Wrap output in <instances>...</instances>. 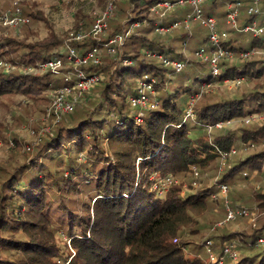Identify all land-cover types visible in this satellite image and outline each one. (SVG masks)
<instances>
[{"label":"trees","instance_id":"obj_1","mask_svg":"<svg viewBox=\"0 0 264 264\" xmlns=\"http://www.w3.org/2000/svg\"><path fill=\"white\" fill-rule=\"evenodd\" d=\"M158 1L118 0L114 29L101 39L89 35L71 41L81 53L96 47L102 50V62L89 63L84 69L102 72L105 78L95 96L62 116L29 163L7 172L0 180V264H218L208 260L207 252V256L190 254L186 248L192 240L183 237L193 216L207 210L215 189L205 185L181 194L176 180L190 175L193 167L203 171L228 157L240 141L253 145L264 141V124L241 131L213 129L221 121L264 111V60L251 57L234 64L225 60L219 77L205 73V63L187 58L175 41L150 36L151 32L165 35L157 31L160 18L151 10ZM229 1L206 0L204 9L214 13L220 3ZM260 5L264 8V0ZM79 12L75 26L83 29L89 16ZM28 15L46 25L47 36L34 42L0 37V59L12 67L8 71L0 67V96L54 90L64 84H55L56 74L71 69L67 47L63 48L67 40L56 34L44 11L35 8ZM254 17L245 14L240 23ZM174 19L162 20V24ZM135 22L140 25L111 55L109 40ZM231 30L251 36L248 43L231 35L223 41L237 54L251 46L264 47V37ZM207 39L208 34L204 41ZM147 51L184 60L191 71L183 73L185 67L176 71ZM55 57L64 58V67L42 70V64ZM20 67H34L36 71H21ZM179 72V79L186 77L190 82L178 79L174 85L171 75ZM145 74L154 82L158 97L155 107L140 109L132 106L128 97L136 94ZM223 78H245L254 86L240 95L194 103L193 115H188L189 102L201 93L202 86ZM108 139L111 150L105 144ZM81 152L85 153L83 162L79 160ZM52 160L58 167L51 166ZM59 166H65L67 172L59 173ZM244 169L264 171V148L241 157L217 183H227ZM166 178L175 181L163 188ZM257 198L264 208V193ZM58 231L68 239L57 236ZM263 235L264 222L251 234L219 233L201 244L206 246L212 239V247L221 255L227 242L237 239L253 247ZM231 264H264V248Z\"/></svg>","mask_w":264,"mask_h":264},{"label":"rangeland","instance_id":"obj_2","mask_svg":"<svg viewBox=\"0 0 264 264\" xmlns=\"http://www.w3.org/2000/svg\"><path fill=\"white\" fill-rule=\"evenodd\" d=\"M14 1L16 0H0V13L10 8ZM19 1L21 2L25 15H28V13L35 8L43 10L53 23L56 34L60 38L67 40L70 33L78 30L75 23L77 22V13H80L79 11L89 16L85 20L87 21V25L83 27V29L89 32L94 22L102 17L107 5L112 2L113 6L116 8V1L118 0ZM208 3L209 2L206 4V8L209 7ZM224 6L223 3H220L217 7L218 9H213L214 13L220 17L221 20L226 18V8ZM183 10L184 8H179L167 12L162 20L167 21L177 18L175 16L181 17L185 13ZM116 15L117 13L112 17L107 16L106 20L108 27L106 31L90 35L98 39L107 35L108 32L114 29L113 23L117 21ZM156 17L157 19L161 18L160 14H156ZM83 24L84 22L82 21L81 25ZM221 28L230 32L231 36L239 37L247 43L251 39V36L248 34L244 35L232 31L228 24L223 23ZM47 32L46 25L42 21L34 18H32L29 23L21 25L17 29L0 23V37H13L23 42L42 40L47 36ZM207 34L208 29L206 27H203L199 23H195L190 30L185 27H179L165 35L151 32L150 36L166 42L175 41L178 50L183 51L187 58L198 59L195 54L196 49L204 42ZM63 48H66V44ZM252 59L264 60V55L257 53ZM242 60L243 59H241L239 55L235 54L233 58L227 59V64L241 63ZM9 64L10 63H8V68L2 65H0V67L8 71L12 68ZM203 67L206 70L205 73L210 71L208 63H205ZM20 69L21 71H25L26 67H20ZM188 71H191L190 66H186L182 72ZM182 72L171 75L174 85L178 84L179 75L181 76ZM65 73L66 72H59L56 74L55 84L61 85L64 83L63 77ZM242 79L241 83H237L238 81L232 78H224L219 79L216 83L204 85L201 88V93L195 96L194 103L197 105L203 104L205 102L215 101L221 97L240 95L241 93L248 92L253 88L254 83L248 79ZM187 80L188 79L185 77V79L181 81L184 82ZM188 81L190 82V80ZM96 88L97 86L91 90L73 95V97H77V104L85 103L95 96ZM53 92L54 90L43 89L32 91L29 96L21 91L5 93L0 96V180L5 177L7 172L12 171L23 163H29L31 159L36 156L44 139L48 138L54 132L58 114L52 105ZM156 96L158 97V94ZM188 99L189 97L183 100L184 104H186ZM252 114L254 113L248 115L253 117ZM248 115L235 117L228 121H221L213 129L215 132H224L225 130L241 131L243 127L264 124V111L254 114L255 118H250L251 121H246ZM105 144L108 149L111 150V140H105ZM263 148L264 141L254 145L246 142L242 143L240 141L236 146L235 152H232L228 157L218 159L203 171L196 170V168L193 167L190 175L186 178L181 177L176 180L177 184H180L182 188L181 194H184L188 190H197L205 185L215 189V193L212 196L213 200L209 202L207 210L200 213V215H198L199 213L195 214L193 216V222L186 226L185 235L183 237L192 240V244L186 248L187 251H190V254L200 253L202 256H207V247L201 243L211 235L229 232L251 234L262 225L264 222V208L259 206L257 195H259V193H264V171L251 173L246 169L238 170L227 183L219 184L217 182L227 169L234 165L241 157ZM84 154L85 153L82 152L79 154V160L82 162L86 160ZM57 159H60L58 155ZM50 162L53 168L58 167L57 161L52 160ZM64 167L65 166H59V173L67 172V168ZM222 184L228 185V190L226 192H222ZM81 197L84 198V196ZM53 198L54 201L58 200L57 197L53 196ZM231 205L245 207L249 213L246 215H237L234 219H227L228 209ZM193 229H197V232L193 233ZM58 235L66 240L68 239L62 231H58L57 236ZM261 237L263 242L261 241L253 247H250V245L245 246L237 242V239H235L233 243L227 242V245H231L233 249H236L240 254L239 258H241L245 254H253L258 252L261 248H264V235ZM213 251L219 259H222V262L216 261L215 263L231 264L236 262V260H233L228 255L223 253L219 255L218 250L214 247Z\"/></svg>","mask_w":264,"mask_h":264},{"label":"built area","instance_id":"obj_3","mask_svg":"<svg viewBox=\"0 0 264 264\" xmlns=\"http://www.w3.org/2000/svg\"><path fill=\"white\" fill-rule=\"evenodd\" d=\"M205 3L206 0H161L154 4L151 10L161 16L157 22V31L162 34L171 32L179 27H185L190 30L195 23H199L206 27L208 29L207 43L198 47L195 54L199 61L209 64L210 72L213 77H219L223 74L222 62L233 58L237 53L223 45V41L227 40L230 34L227 30L220 27V21L215 15L206 13L204 9ZM179 8H188L183 17H177L169 24H162V18L167 12ZM244 12L248 15H255V17L241 24L240 18ZM115 14L116 8L113 6V3L110 2L103 12L102 17L94 22L89 32L81 28L77 31H73L68 36L66 41L68 50L66 58L71 63V69L65 73L64 84L54 89L52 98L53 108L58 114L57 122L63 115L72 112L76 108L78 100L77 97H73V95L93 89L100 85L105 78L102 72L86 71L84 69V66L89 63L99 64L102 62V50L96 47L85 53H81V51L71 44V41H81L90 34L103 33L108 27L106 20L107 16L112 17ZM30 21L31 16L24 14L19 0L14 1L10 8L0 13V23L13 29H17ZM226 23L234 30L249 33L255 37H264V8L261 7L260 0H253L250 4L246 3L244 0L229 1L226 10ZM139 25L140 22H135L129 28L115 34L107 43L108 52L111 55L116 54L117 50L121 48L125 42L126 37L134 32V29ZM257 53L264 55V47L251 46L242 49L237 55H239L241 59H250ZM147 55L159 57L165 65L172 66L176 71H181L186 64L184 60L170 59L157 52L147 51ZM124 62L130 63L127 59H125ZM64 64V58L55 57L43 63L41 68L42 70L53 69L59 71V69L64 67ZM0 65L8 68V62L3 59H0ZM26 70L36 71V68L29 67ZM235 80L238 81L237 83H241L243 79L235 78ZM156 95L157 90L155 89L154 82L149 80L148 76L145 74L144 78L139 81L136 94L130 95L128 101L132 106L139 107L140 109L153 108L157 103ZM194 101L195 97H192L187 108L188 115H193ZM254 114H252L253 117ZM250 116L251 115H248L246 121H251L250 118L253 117ZM233 152H235V150H233ZM173 181H175L174 178H166L162 184L163 188H167ZM221 190L222 192H226L228 190V185L222 184ZM248 213L245 207L231 205L228 209L227 219H234L237 215H246ZM260 241L263 242V239H260ZM212 246L213 241L208 240L206 247L209 259L212 262H222V259L216 256ZM223 254L228 255L233 260H237L240 256L239 252L233 249L231 245L224 246Z\"/></svg>","mask_w":264,"mask_h":264},{"label":"crops","instance_id":"obj_4","mask_svg":"<svg viewBox=\"0 0 264 264\" xmlns=\"http://www.w3.org/2000/svg\"><path fill=\"white\" fill-rule=\"evenodd\" d=\"M224 7H225L226 10H227V4H226ZM185 10H186V9H185ZM226 10H225V11H226ZM209 14H213V15H215V16L219 19V21H220V27H222V24H223V23L227 24V23H226V18H225L224 20H221L220 17H218L215 13H209ZM245 14H246V13L244 12V13L242 14V16H244ZM183 16H184V15H183ZM183 16H182V17H183ZM203 27H204V26H203ZM189 35H190V34H189ZM191 36H192V35H191ZM206 43H207V41H206V42L204 41L202 44L199 45V47H200L201 45H205ZM197 48H198V47H197Z\"/></svg>","mask_w":264,"mask_h":264}]
</instances>
